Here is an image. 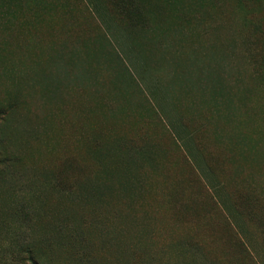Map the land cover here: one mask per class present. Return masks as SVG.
I'll return each mask as SVG.
<instances>
[{
  "label": "rangeland",
  "instance_id": "1",
  "mask_svg": "<svg viewBox=\"0 0 264 264\" xmlns=\"http://www.w3.org/2000/svg\"><path fill=\"white\" fill-rule=\"evenodd\" d=\"M0 0V264H264V0Z\"/></svg>",
  "mask_w": 264,
  "mask_h": 264
},
{
  "label": "trees",
  "instance_id": "2",
  "mask_svg": "<svg viewBox=\"0 0 264 264\" xmlns=\"http://www.w3.org/2000/svg\"><path fill=\"white\" fill-rule=\"evenodd\" d=\"M123 14L126 15L130 24L134 23L142 15L136 0H112Z\"/></svg>",
  "mask_w": 264,
  "mask_h": 264
}]
</instances>
